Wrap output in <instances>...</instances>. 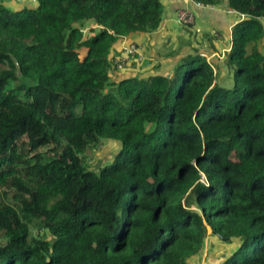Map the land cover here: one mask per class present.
<instances>
[{
  "label": "trees",
  "instance_id": "1",
  "mask_svg": "<svg viewBox=\"0 0 264 264\" xmlns=\"http://www.w3.org/2000/svg\"><path fill=\"white\" fill-rule=\"evenodd\" d=\"M36 1L0 5V264H192L212 239L222 264H264V0H191L244 16L232 89L198 52L112 79L161 0ZM103 140L118 153L88 169Z\"/></svg>",
  "mask_w": 264,
  "mask_h": 264
},
{
  "label": "crops",
  "instance_id": "2",
  "mask_svg": "<svg viewBox=\"0 0 264 264\" xmlns=\"http://www.w3.org/2000/svg\"><path fill=\"white\" fill-rule=\"evenodd\" d=\"M161 3L164 7V16L160 27L151 33H136L121 39L112 52L113 56L117 57L121 54L124 44L136 43L140 46L145 60L147 59L146 64L140 67L132 64V68L124 71L112 70V79L117 81L128 76L145 78L156 71L166 76L172 73L173 68L184 56L194 52L202 54L209 61L217 83L218 80L225 79L228 70L224 66V56L231 47L232 28L242 20L238 13L229 12L231 10L226 2L215 8L202 7L191 0H161ZM179 9L187 10L195 16L191 34L178 30L175 13ZM174 27L179 34H185L183 43L181 41L178 43L175 32H172ZM212 33L214 37L210 36ZM201 34H204V37H201ZM171 48L175 50L170 51ZM221 246L216 244L214 239L207 241L202 256L193 259L192 264H222L224 258L222 247L225 250L226 248Z\"/></svg>",
  "mask_w": 264,
  "mask_h": 264
},
{
  "label": "rangeland",
  "instance_id": "3",
  "mask_svg": "<svg viewBox=\"0 0 264 264\" xmlns=\"http://www.w3.org/2000/svg\"><path fill=\"white\" fill-rule=\"evenodd\" d=\"M0 5H3L6 8H9L11 10H19L22 8H30L34 9L37 7V1L36 0H0ZM177 12V11H176ZM175 19H176V13H175ZM195 23V21H194ZM178 30L179 32H187L192 33L194 24L192 26H183L178 24ZM86 27H88V24H85ZM88 28L84 30V34H87ZM181 30V31H180ZM175 32V36L178 38V43L181 41L182 43L185 40V34H179L176 32V27L173 28V31ZM207 35V34H205ZM201 37H204V34L200 35ZM210 36L214 37V33L210 34ZM192 47V46H191ZM175 49H170V51H173ZM202 55V54H201ZM206 60V58L204 57ZM207 61V60H206ZM180 62V61H179ZM226 74V72H225ZM218 84L226 89H232L233 87V72L229 71L226 74V78L223 80H218ZM12 87V86H11ZM120 145L118 143L103 140L100 142V144L93 149L91 154L86 155V166L88 169H97L99 167L108 165L112 162L113 157L118 153ZM26 150H24L25 152ZM8 195V198H6V195ZM12 195V192L8 189H5L0 192V196L4 199H8L10 201V197ZM35 232V233H34ZM33 234L36 235V231H34Z\"/></svg>",
  "mask_w": 264,
  "mask_h": 264
},
{
  "label": "built area",
  "instance_id": "4",
  "mask_svg": "<svg viewBox=\"0 0 264 264\" xmlns=\"http://www.w3.org/2000/svg\"><path fill=\"white\" fill-rule=\"evenodd\" d=\"M229 12L232 13V10ZM239 17L240 19L244 18L243 15H239ZM194 21H195V16L191 12L183 9L177 10L176 22L178 24L183 26H192L194 24ZM143 62H144V55L141 53L140 46L136 43H126L123 45L122 57H120L118 60L115 61V64L112 68L114 71H124L127 70L128 68H132L131 67L132 64L140 65ZM207 62L209 63V61Z\"/></svg>",
  "mask_w": 264,
  "mask_h": 264
}]
</instances>
